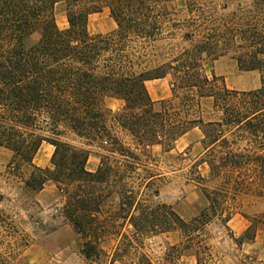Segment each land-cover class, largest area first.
I'll return each mask as SVG.
<instances>
[{"label": "trees", "instance_id": "1", "mask_svg": "<svg viewBox=\"0 0 264 264\" xmlns=\"http://www.w3.org/2000/svg\"><path fill=\"white\" fill-rule=\"evenodd\" d=\"M176 1L0 0V148L12 153L7 174L33 203L48 182L57 185L87 261L102 256L98 244L107 229L98 216L108 199L117 200V217L134 227L135 243L174 230L186 238L199 236L232 197L264 192V0H249L222 17L208 11L213 3H188L191 31L185 38L191 47L170 62L156 63L149 50ZM59 4L66 6V29L57 24ZM104 9L117 28L92 35L89 17ZM227 55L242 71L260 72L261 86L238 91L218 77L210 79L205 64ZM169 75L176 78L172 97L154 101L147 81ZM109 99L124 102L123 108L114 112ZM195 128L204 135L202 164L221 185L206 189L209 207L187 222L171 206L137 201L126 181L140 165V152L153 146L171 152ZM119 132L134 143L120 141ZM44 143L55 148L47 168L34 162ZM94 147L103 153L91 172L87 164ZM232 216L226 215V224ZM252 230L237 242L243 244ZM125 240L127 249L135 248ZM194 255L203 264L197 249ZM141 259L132 264H151L145 254Z\"/></svg>", "mask_w": 264, "mask_h": 264}, {"label": "rangeland", "instance_id": "2", "mask_svg": "<svg viewBox=\"0 0 264 264\" xmlns=\"http://www.w3.org/2000/svg\"><path fill=\"white\" fill-rule=\"evenodd\" d=\"M190 2L213 3L212 7L208 6V11L217 17L228 16L240 5L250 4L249 0L176 1L172 4V14L167 18L162 35L150 47V60L156 63L170 62L177 53L191 47L185 38V34L191 31V26L186 22ZM226 4L228 9L224 10ZM56 20L60 29L68 28L65 4L57 6ZM88 28L92 35H98L113 32L117 25L110 11L104 9L89 17ZM204 71L210 79L218 77L220 83L224 82L230 89L250 91L261 86L260 72L242 71L232 55L221 57L213 63L208 61ZM175 79L168 76L166 87L169 91ZM178 91L183 93L181 89ZM107 104L114 112L124 106V102L117 100H108ZM118 137L128 145L135 141L126 132H119ZM203 138L202 131L195 128L180 138L171 152H165L161 146L140 152V165L126 181L133 187L137 201L151 207L155 204L171 206L187 222L207 209L210 202L205 191L219 188L221 180H210L209 167L202 164L205 157ZM91 151L100 166L103 152L97 147ZM52 155L50 150L43 148L37 163L51 162ZM11 158L10 151L0 148V195L5 197L0 201V264H132L139 263L142 254L148 256L151 264H198L194 255L196 249L203 264H264V192H259L257 196H241L237 200L232 197L228 204L218 209L217 216L202 228L199 236L186 238L180 230H174L148 234L138 238L139 241L135 243L134 227L129 220L117 217L120 213L117 200L108 199L104 212L98 216L107 229L98 244L99 249L103 250L102 256L99 261L92 262L81 254L82 238L64 215L65 197L57 185L48 182L35 195L36 202L33 203L31 195L24 194L25 191L18 188L16 179L14 183L7 174L6 166ZM229 214L244 216L249 227H253L243 244L237 242L242 236H237L229 223L224 221ZM126 237L133 241L135 248L127 249L122 244ZM175 246L181 247L177 251L172 250Z\"/></svg>", "mask_w": 264, "mask_h": 264}, {"label": "crops", "instance_id": "3", "mask_svg": "<svg viewBox=\"0 0 264 264\" xmlns=\"http://www.w3.org/2000/svg\"><path fill=\"white\" fill-rule=\"evenodd\" d=\"M166 80L167 78L147 81L146 83L147 89L149 91L151 98L154 101L165 100L171 97L172 92L169 91V88L166 87L167 86ZM109 100H116V99H109ZM117 101H120V100H117ZM43 148L50 150V152L52 153H54V150H55V148L52 145L44 143L35 158V161H34L35 163H37V159H39V156L43 152ZM49 161L44 164L37 163V165L40 167L43 166L42 168L51 167V162ZM98 167L99 166H98L96 157H93L91 155L89 158L88 164H87V169L91 172H95L98 169ZM229 226L232 229V231L235 232L237 236H243L246 234L249 228V223H248V220L244 216L237 214L233 216L232 219L229 221Z\"/></svg>", "mask_w": 264, "mask_h": 264}]
</instances>
